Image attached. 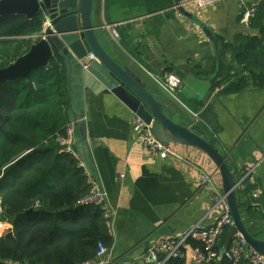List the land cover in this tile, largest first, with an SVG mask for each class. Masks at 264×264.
I'll list each match as a JSON object with an SVG mask.
<instances>
[{
	"label": "crops",
	"instance_id": "obj_1",
	"mask_svg": "<svg viewBox=\"0 0 264 264\" xmlns=\"http://www.w3.org/2000/svg\"><path fill=\"white\" fill-rule=\"evenodd\" d=\"M174 5L175 0H91L90 22L99 28L95 41L106 56L138 78L175 125L208 144L215 139L213 148L229 165L231 180L237 182L235 195L243 176L251 172L250 180H244L251 194L260 192L255 210L264 213V88L249 87L233 95L217 96L220 89L211 93L215 51L202 26L229 42L238 33L256 31L241 24L239 0L184 5L195 21L178 16ZM168 69L182 80L175 99L154 81L169 74ZM207 108L220 128L211 139L206 135L211 132L209 124L201 121ZM84 114L94 136L88 140V150L80 151L114 215L110 246L114 258L138 255L152 241L179 236L197 223L209 225L218 219L211 195L199 185L201 174H207L222 192L220 174L205 153L157 129L154 133L166 143L170 155L162 160L151 154L136 142L135 114L112 95L94 97L85 104ZM198 124L203 130H194Z\"/></svg>",
	"mask_w": 264,
	"mask_h": 264
},
{
	"label": "trees",
	"instance_id": "obj_2",
	"mask_svg": "<svg viewBox=\"0 0 264 264\" xmlns=\"http://www.w3.org/2000/svg\"><path fill=\"white\" fill-rule=\"evenodd\" d=\"M252 4L248 28L255 34L238 33L229 42L210 30L215 51L210 91L220 89L217 96L264 88V0H251L247 6ZM42 23L40 15L32 20L23 15L0 16V49L11 44L14 51L13 59L0 69L29 51L35 44L31 37L41 31ZM166 72L179 75L172 69ZM67 110L65 72L57 61L27 79L0 85V264H80L95 258L98 243L106 248L112 245L101 211L76 206L90 185L86 170L79 167L80 162L87 164L78 146L76 159L54 140L66 130ZM201 121L209 124V139L219 132L209 108ZM198 125L194 130H203ZM214 142L212 138V147ZM247 182L236 190L241 222L254 240L264 241V213L255 210ZM226 233L214 264H229L219 255ZM187 245L185 259L167 264H186L191 249L201 246L194 240Z\"/></svg>",
	"mask_w": 264,
	"mask_h": 264
},
{
	"label": "water",
	"instance_id": "obj_3",
	"mask_svg": "<svg viewBox=\"0 0 264 264\" xmlns=\"http://www.w3.org/2000/svg\"><path fill=\"white\" fill-rule=\"evenodd\" d=\"M189 1L191 0H175V4ZM90 8L91 0L0 1V16L23 15L27 20H32L40 15L43 20L41 31L35 35V44L29 51L0 69V85L27 79L33 71L50 68L51 62L57 61L65 72L68 124L73 127L79 150L83 147L88 150V140L93 139L92 124L86 121L84 108L87 102L98 95H112L117 98L135 116L151 126L154 136L160 141L164 142L155 135L157 129L195 146L215 164L222 179V193L234 221V226L227 230L219 255L224 257L237 232L250 246L264 254V241L254 240L241 222L235 195L237 182L231 180L224 158L202 138L182 126L175 125L159 110L158 103L138 78L103 53L95 41V31L99 28L90 22ZM178 12L195 21L183 7L178 8ZM202 28L208 40L214 41L210 29L205 26ZM100 34L115 50L106 33L101 31ZM89 54H93L95 60L84 62L83 59ZM86 171L90 173L88 166Z\"/></svg>",
	"mask_w": 264,
	"mask_h": 264
},
{
	"label": "built area",
	"instance_id": "obj_4",
	"mask_svg": "<svg viewBox=\"0 0 264 264\" xmlns=\"http://www.w3.org/2000/svg\"><path fill=\"white\" fill-rule=\"evenodd\" d=\"M214 1L215 0H191L185 4H175L174 10H176L178 16H181L178 12V8H184V5H188L192 2L199 6H205ZM239 1L243 7L241 24L248 26L249 19L254 12V4L248 7L247 4L250 3L251 0ZM111 32L113 38L117 39L118 35L116 31L111 29ZM83 60L84 62L94 61L95 57L93 54H89ZM154 81L165 94L174 99L176 97L175 93H178L182 85L181 78L173 73L166 74L159 78L154 77ZM133 124L137 130L136 142L149 150L151 154H156L160 159L166 160L170 155V151L164 142L154 136L151 126L145 124L137 116L134 117ZM54 140L65 153L78 159V153L76 151L77 140L73 135V127L71 124H67L63 134L55 135ZM79 167L86 170V165L83 162L79 163ZM85 173L90 185V190L86 196L76 202V206L83 208H98L102 213L105 226L108 228L110 235L113 236L114 215L108 204L107 194L103 190L101 184L92 177V174L87 171ZM250 178L251 172H248L243 176L240 183L243 182L244 179L250 180ZM199 185L211 195L213 209L218 213V219L212 224L204 225L197 223L179 236L152 241L146 245L143 251L132 257L114 258L110 248H106L102 243H98L95 258L80 264H167L171 259H185L184 249L187 248L189 240L197 241L201 246L191 249L188 256L189 261L186 264H214L218 262L217 246L223 234L227 232L230 227L234 226V221L227 205L225 195L216 189L211 177L207 174H201ZM251 198L252 204L256 209L258 207L257 202L260 199V192L258 190L253 191ZM224 258L229 264H264V254H261L256 248L250 246L239 232L235 234Z\"/></svg>",
	"mask_w": 264,
	"mask_h": 264
},
{
	"label": "rangeland",
	"instance_id": "obj_5",
	"mask_svg": "<svg viewBox=\"0 0 264 264\" xmlns=\"http://www.w3.org/2000/svg\"><path fill=\"white\" fill-rule=\"evenodd\" d=\"M10 46L13 45L10 44ZM10 46H4L0 49V67H3L9 61V59H13L14 51ZM175 96L178 98V93H175Z\"/></svg>",
	"mask_w": 264,
	"mask_h": 264
}]
</instances>
